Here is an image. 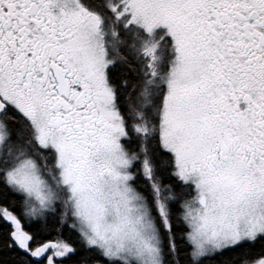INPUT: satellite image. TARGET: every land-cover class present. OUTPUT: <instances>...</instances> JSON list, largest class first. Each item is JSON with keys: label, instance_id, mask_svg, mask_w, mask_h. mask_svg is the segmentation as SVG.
I'll use <instances>...</instances> for the list:
<instances>
[{"label": "snow or ice", "instance_id": "6c2138e0", "mask_svg": "<svg viewBox=\"0 0 264 264\" xmlns=\"http://www.w3.org/2000/svg\"><path fill=\"white\" fill-rule=\"evenodd\" d=\"M0 264H264V0H0Z\"/></svg>", "mask_w": 264, "mask_h": 264}]
</instances>
